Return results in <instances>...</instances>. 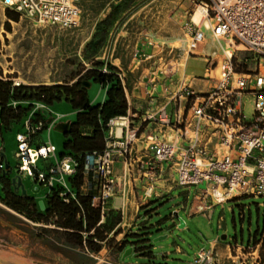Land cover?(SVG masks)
Instances as JSON below:
<instances>
[{"label":"built area","instance_id":"2783aa9c","mask_svg":"<svg viewBox=\"0 0 264 264\" xmlns=\"http://www.w3.org/2000/svg\"><path fill=\"white\" fill-rule=\"evenodd\" d=\"M196 2L184 25L186 49L163 62L161 45L158 66L148 77L149 94L157 100L158 109L111 119L103 151L88 153L82 167L73 156L64 155L50 167L49 175L35 172L32 164L39 157L56 155V146L33 147V137L48 124L29 119L28 131L17 134L20 171L50 184L55 174L81 173V191L92 197L103 219L117 197L123 200L118 208L125 210L132 201L139 207L161 196L159 181L167 172L175 173L178 186L205 184L200 196L210 204L245 194L264 195V0ZM0 6L36 23L62 28L79 26L83 15L81 0H0ZM197 8L202 13L199 21L195 20ZM208 37L217 43L218 50L197 52ZM185 54V60L192 56L205 59L204 76L191 77L184 70L179 74ZM155 55L150 52L146 58ZM174 75H178L175 89H169L165 82H172ZM193 78L207 85L196 87ZM160 84L167 93L158 102L155 92ZM247 98L254 100L250 119L245 113ZM38 106L40 110L47 107L40 102ZM70 194L75 196L70 189L60 192L67 202ZM246 252L251 258L241 256ZM190 264L264 262L257 247L236 243L229 257L216 249L202 248Z\"/></svg>","mask_w":264,"mask_h":264},{"label":"rangeland","instance_id":"374dc122","mask_svg":"<svg viewBox=\"0 0 264 264\" xmlns=\"http://www.w3.org/2000/svg\"><path fill=\"white\" fill-rule=\"evenodd\" d=\"M137 1L140 0L134 3ZM196 1L142 0L139 3L137 8L143 7V11H146L148 16L149 30L162 29L163 32L157 38L168 41L165 44L153 45L156 48L152 52L156 55L150 59L151 62L148 61V64L154 68L158 66L161 55L158 51L161 45L164 46L163 62H169L172 56H178L186 49L184 25L189 19L191 10L196 6ZM81 2L84 19L79 26L72 28L39 24L20 14L18 19H14L8 15L7 8L0 6V78L25 84H72L93 67L92 62L86 58V45L93 38L97 24L109 14L112 5L120 3L121 0H81ZM133 10H136V7ZM12 13L16 15L17 12L12 11ZM157 19H160V22ZM111 31L107 41L110 36L112 37ZM133 42L134 37L131 36L115 51L113 56L119 58L117 61L129 63L136 57L137 51ZM171 48H174L175 55L174 51L171 52ZM218 48L217 43H214L213 51ZM105 50L103 49L98 58L110 62L112 50L108 51L107 56L104 57ZM138 57L145 58L143 55ZM185 58L186 54L181 59L182 63L185 62ZM180 68L181 75L183 66ZM205 68V61L192 56L187 71L198 77L204 76ZM118 70L123 83L125 80L128 85L125 71L119 68ZM135 78H140V72ZM175 83V80L172 82L168 80L164 86L168 85L169 89H175ZM108 89V85L93 80L88 86L92 103L104 102L108 96ZM164 91L167 93V90L164 89ZM246 101L245 113L250 119L254 115V100L247 98ZM20 104L26 110L21 118L13 121L11 128L4 127L3 130L0 128V148L6 153L8 162L14 166L15 170L21 162L17 156L19 149L17 134L28 131L26 124L29 119L37 121L40 115L42 116L37 101H24ZM46 108L49 114L46 117L42 116L43 120L47 123L48 119L53 117L54 121L48 123L47 127L34 136L32 145L38 147L40 144L52 143L56 146V155L51 154L47 158L39 157L32 165L35 172L40 171L49 175L50 167L57 165L64 155L70 154V149L65 145L68 138L65 133L56 129V124L66 121L76 122L78 111L74 108L72 101L65 97L49 104ZM76 177V173L55 174L50 184L41 182L35 174H23L29 196L37 202L44 200L46 206L48 195L53 192L52 188L70 189L76 195L78 189L73 182ZM175 187L171 194L152 198L149 203L140 204L139 207L134 202L133 207L126 210L112 208V215L121 216V222L125 219L128 221L136 219L138 216L136 211L138 208L141 209L136 225L130 231L132 234H142L148 228L147 230L153 232L152 239L167 235L164 239L152 242L155 254L153 258L133 252L125 261L121 260V253L116 242L118 237L122 239L129 232L127 230L123 236L120 235L127 227H122L121 222L102 242V249L96 252L86 246H80L76 236H69L63 228L56 226L53 222L37 224L26 214L5 203L0 204L1 253L39 264H190L194 262L200 249L209 247L210 240L218 231L221 237L228 239L237 236L240 240L244 238L247 242L250 231L255 234L258 230L264 229V195L247 194L236 200L227 201L218 207L211 225L203 215L189 218L183 209L177 210L186 202L188 204L192 202L197 192L196 186L175 185ZM2 192L3 189H0V193ZM175 211H178L180 218L186 222V227L180 228V221L175 219L177 220L175 223L171 219L170 215ZM221 212L225 215V221L222 228H219L218 218ZM128 239L132 242L137 238L130 235ZM129 246L131 244L127 247ZM177 246L182 249L181 252L177 251ZM162 254L167 257H163ZM260 256L263 263V243L260 246Z\"/></svg>","mask_w":264,"mask_h":264},{"label":"trees","instance_id":"16d2710c","mask_svg":"<svg viewBox=\"0 0 264 264\" xmlns=\"http://www.w3.org/2000/svg\"><path fill=\"white\" fill-rule=\"evenodd\" d=\"M135 1L121 0L120 3L112 5L109 14L97 24V30L85 49L86 58L92 62L93 67L89 68L74 83L16 84L13 80L0 78L1 130L4 127L11 128L13 121L20 119L25 113L26 110L20 104L21 102L37 101L49 106L65 97L72 101L74 108L78 111L77 121L71 122L69 131L65 133L68 138L65 145L70 149L69 155L78 160L82 167L88 153L103 151L109 137L111 127L109 122L113 118L127 115L129 104L118 68L111 62L98 57L102 54L114 24ZM8 15L14 19L19 18L18 13L14 15L9 9ZM93 80L109 86L106 100L99 104L92 103L89 98L88 86ZM40 119L43 120L41 115ZM1 162L0 159V164ZM1 170L2 167H0V172ZM0 178L3 177L0 175ZM73 182L78 189L76 195L70 194V201L67 202L60 195L62 188H52L53 192L48 195L45 210L40 208L33 197L21 196L15 192H11L2 200L34 221L53 222L56 226L63 228L69 236H76L80 246H86L98 252L102 249V242L121 222V216L112 215L113 210L109 209L103 219L101 209L93 205L92 197L81 191L83 182L81 173ZM245 195L233 197L229 201ZM147 229L142 234L126 233L123 239L116 242L119 251L123 253L131 244L138 255L153 258L154 245L151 237L153 232ZM256 234L263 235L264 229L258 230ZM130 235H134L137 239L130 242L128 239ZM260 240L264 247V236L257 238L255 243Z\"/></svg>","mask_w":264,"mask_h":264},{"label":"crops","instance_id":"0c3cea01","mask_svg":"<svg viewBox=\"0 0 264 264\" xmlns=\"http://www.w3.org/2000/svg\"><path fill=\"white\" fill-rule=\"evenodd\" d=\"M137 1L134 3L131 8L127 9L125 12L122 13L120 18L117 20V22L114 24L113 29L111 31L110 38L106 42V45L104 47L105 50V56H107L108 51L112 50L111 57L112 59L110 62L115 65L120 70H124V74H126L127 81L129 82L127 85V82L124 80V88L126 92V97L129 104V112H138L139 114L145 113L147 110L152 109H158L159 106H157V100L153 99L149 91L151 89V86L148 84V77H150V72L154 69V67L151 64H148V61H150L149 58H146L147 53H150L153 51L156 46H153L154 44H165L167 43L164 40H158L157 37H160L162 29H158L156 31L149 30L148 25V16L146 15V11H143V7H139V3L141 2ZM81 6L83 9V5L81 2ZM136 7V10H133V8ZM84 10V9H83ZM148 13V12H147ZM84 19V12L82 15V20ZM161 19V18H160ZM160 19H157V21L160 22ZM181 20V19H179ZM186 20V19H185ZM113 34L115 35L113 37ZM131 36L134 37V44L136 47V57L131 60V62L127 63H121L120 61H117L119 59L118 57H114L113 54L115 51L121 47L125 43L126 40H128ZM214 41L211 39V37H208L207 43L205 45H202L199 49L200 52L206 51L204 54H209L213 51ZM140 56H145V58H140ZM200 58L202 61H205L202 57ZM191 57H188L185 60L183 70L186 74H188L191 77H195L192 74L188 73V64ZM206 62V61H205ZM140 67V68H139ZM140 72V78H135L136 74ZM119 73V72H118ZM179 75V74H178ZM178 75H174L172 78L173 80L178 78ZM193 84H195L196 87H201V89H204L207 85L206 82H203L200 79L193 78L191 80ZM166 93L164 91V86L162 84L158 85L157 91L155 92V98L160 99L162 96H164ZM111 128V127H110ZM119 131V129H118ZM110 132V130H109ZM20 133V132H19ZM109 138V137H108ZM34 142V137L32 139V144ZM33 146V145H32ZM34 147V146H33ZM2 151V150H1ZM175 173H163V176L161 180L159 181V187L162 190L163 194L169 195L172 193V191L176 188L177 183L175 182ZM205 187V184H201L199 186H196L197 192L194 195V198L191 203H185L181 208H177V210L183 209L189 218H193L196 216H205L208 219V222L212 225L216 211L219 206L225 204L224 203H216V204H210L207 201H204V199L200 196L201 190ZM122 199L117 197L111 202V209L112 208H118L121 203ZM196 201V203H195ZM4 204V201L0 199V204ZM133 201L131 203V207H133ZM195 203V204H194ZM205 203V205H203ZM6 204V203H5ZM205 206V207H202ZM126 210V209H125ZM141 209H137V217L136 219H130L129 221L127 219L123 220L121 222V226L125 227V230L123 233H120L121 236L125 234L127 230L129 232L132 230V228L136 225V222L139 218V213ZM225 221V215L223 212L220 213L218 218V227L222 228ZM37 224L39 222L35 221ZM40 224V223H39ZM263 235L254 234V232L250 231L249 233V239L247 242H245L244 238L241 240L235 236L233 238H226L221 237L219 234V231L217 232L216 236H214L209 243L208 248L216 249L223 257H229V255L233 254L234 251V245L236 243H242L245 246H254L257 247V251L260 253V246L262 244V241L260 240L258 243H255V240L257 238H262ZM121 237H118V241H120ZM226 238V239H225ZM123 239V238H122ZM177 251L181 252L182 249L177 246ZM121 256H122V252ZM120 256V257H121ZM153 256L155 254L153 253ZM163 257H167V255L162 254ZM243 258H251L250 253H244L241 255ZM238 257H235L234 259H237ZM156 264H167V263H156Z\"/></svg>","mask_w":264,"mask_h":264},{"label":"water","instance_id":"95a60500","mask_svg":"<svg viewBox=\"0 0 264 264\" xmlns=\"http://www.w3.org/2000/svg\"><path fill=\"white\" fill-rule=\"evenodd\" d=\"M41 114L43 117H46L49 114V110L46 107H44L41 109ZM53 121H54V118L51 117L48 119L47 124ZM70 126H71V121L60 122L56 124V129L62 131L63 133H67L69 131ZM0 159L2 161L1 163L4 164L0 172V175L3 177L2 179L0 178V189L4 190V187L8 183H10L13 188V192H15L16 194H20L21 196H29L27 187L23 180V174L25 172L20 171L19 167L17 170H15L14 166H11L10 163L8 162L6 153L4 151H1ZM37 204H39L42 210L46 209V204L44 200L37 202ZM170 217L175 223L177 222V220L175 219H178L180 221L179 222L180 228L186 227V222L182 218H180L178 211H175L173 214L170 215ZM166 237L167 235L155 237L152 239V242H157L158 240L164 239ZM133 252H134L133 246H129L122 253L121 260L125 261L126 258L129 255H131ZM0 264H39V263H34V262L18 259V258L9 256V255L0 253Z\"/></svg>","mask_w":264,"mask_h":264},{"label":"bare ground","instance_id":"6f19581e","mask_svg":"<svg viewBox=\"0 0 264 264\" xmlns=\"http://www.w3.org/2000/svg\"><path fill=\"white\" fill-rule=\"evenodd\" d=\"M201 9L200 8H197V10H196V13H195V20H197V21H199V19H200V17H201ZM119 129V131H118V133L119 134H121V127H119L118 128ZM219 198H221V199H223L222 198V195H220V197ZM203 205H205V203L203 204ZM202 207H205V206H202ZM2 251L0 250V253H1ZM2 254V253H1ZM6 255V254H5ZM131 264H148V263H131Z\"/></svg>","mask_w":264,"mask_h":264},{"label":"flooded vegetation","instance_id":"af4514ba","mask_svg":"<svg viewBox=\"0 0 264 264\" xmlns=\"http://www.w3.org/2000/svg\"><path fill=\"white\" fill-rule=\"evenodd\" d=\"M11 192H13V188L11 186L10 183H8L5 187H4V190L2 193H0V199L6 197L8 194H11ZM2 195V196H1ZM20 195V194H18ZM28 197H31V196H28Z\"/></svg>","mask_w":264,"mask_h":264}]
</instances>
